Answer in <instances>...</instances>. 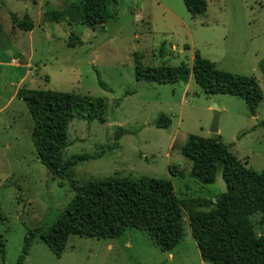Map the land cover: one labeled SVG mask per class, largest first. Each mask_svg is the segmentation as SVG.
Masks as SVG:
<instances>
[{
    "label": "rangeland",
    "instance_id": "374dc122",
    "mask_svg": "<svg viewBox=\"0 0 264 264\" xmlns=\"http://www.w3.org/2000/svg\"><path fill=\"white\" fill-rule=\"evenodd\" d=\"M69 0H0V60L28 59L33 70L18 88L48 89L102 98V121L72 118L66 128L62 158L76 161L63 178H52L36 157L30 139L32 119L14 95L18 69L0 64V264H15L26 229L48 227L73 194L72 184L108 176L135 180L141 176L168 179L174 193L212 197L219 189L188 176L190 162L180 152L187 134L218 137L240 161L264 169V78L258 62L264 56V0H205L192 17L182 0H118L113 20L94 29L68 24L62 11ZM60 17L49 19L48 6ZM11 14H27L33 23L23 30ZM73 31L80 43L66 45ZM142 65L183 61L188 74L167 84L134 79L133 53ZM195 53L216 68L253 76L262 98L254 115L237 95H205L189 68ZM97 74L107 89L97 82ZM17 88V89H18ZM217 131L210 132L212 104ZM170 118L167 128L152 121ZM173 165L181 174L172 175ZM254 230L259 214H252ZM183 235L169 251L160 250L147 233L125 230L115 239L68 236L56 257L39 239L31 240L21 264H206L200 259L182 212Z\"/></svg>",
    "mask_w": 264,
    "mask_h": 264
},
{
    "label": "trees",
    "instance_id": "16d2710c",
    "mask_svg": "<svg viewBox=\"0 0 264 264\" xmlns=\"http://www.w3.org/2000/svg\"><path fill=\"white\" fill-rule=\"evenodd\" d=\"M117 1L69 0L62 17L68 24L94 29L115 18ZM182 3L192 17L202 14L206 8L205 0H182ZM46 13L50 20L60 21L61 16L49 6ZM11 18L20 29L30 30L33 26L27 14L21 19L11 14ZM78 43L79 36L71 31L66 45L72 47ZM133 57L134 79L138 81L173 84L185 81L188 74L183 61L175 66L163 61L148 66L141 64L140 53L134 52ZM258 67L264 78V56ZM189 74L205 95H237L243 99L250 115H254L262 95L253 76L218 69L197 53ZM97 82L107 89L98 74ZM15 95L22 99L30 114L31 143L50 177L63 178L72 164L90 157L62 158V150L67 145L66 128L72 118L102 121L105 110L102 98L27 88H18ZM169 123L170 118L164 114L152 121L156 128H167ZM180 152L190 162V178L203 185L214 184L215 176L221 172L227 191L218 190L212 197L180 198L168 179L145 176L135 180L108 176L72 184L71 198L48 227L26 229L15 264L22 263L31 240L35 238L58 257L72 234L115 239L132 228L147 233L153 244L169 252L182 238L183 211L200 259L206 264H264V234L255 232L249 218L257 213V225L264 223V169L256 171L247 166L218 137L187 134ZM167 169L172 175L181 174L173 165H168ZM0 257L3 260L1 240Z\"/></svg>",
    "mask_w": 264,
    "mask_h": 264
},
{
    "label": "crops",
    "instance_id": "0c3cea01",
    "mask_svg": "<svg viewBox=\"0 0 264 264\" xmlns=\"http://www.w3.org/2000/svg\"><path fill=\"white\" fill-rule=\"evenodd\" d=\"M28 59H23V55L21 53V56L19 57H14V56H11L9 57V59H5L4 61L3 60H0V64L1 65H5V66H9L13 69H18V72H19V75H18V79L16 80L15 84H16V89H15V92L17 90V86L20 85V83H22L25 79L29 80V81H33V77H29V75L32 73V69H31V66L29 65L28 63ZM15 92H14V95H15ZM16 96V95H15Z\"/></svg>",
    "mask_w": 264,
    "mask_h": 264
},
{
    "label": "water",
    "instance_id": "95a60500",
    "mask_svg": "<svg viewBox=\"0 0 264 264\" xmlns=\"http://www.w3.org/2000/svg\"><path fill=\"white\" fill-rule=\"evenodd\" d=\"M211 109H212V118H211V122H210L209 131L210 132H216L217 131L218 113L216 111V105L214 103L211 105ZM214 180H215L214 184L216 185V187L219 189L220 192H226L227 191L226 182H225L224 178L222 177L221 172H219L215 176Z\"/></svg>",
    "mask_w": 264,
    "mask_h": 264
}]
</instances>
